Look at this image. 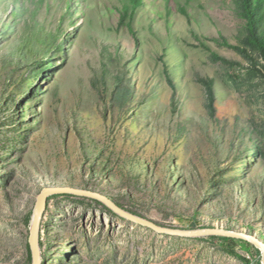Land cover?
Returning <instances> with one entry per match:
<instances>
[{
    "label": "rangeland",
    "instance_id": "obj_1",
    "mask_svg": "<svg viewBox=\"0 0 264 264\" xmlns=\"http://www.w3.org/2000/svg\"><path fill=\"white\" fill-rule=\"evenodd\" d=\"M170 2L137 14L135 36L112 4L0 0V264H33L49 186L101 192L166 227L264 241V59L240 0H202L191 21L166 20ZM218 237L162 234L59 193L42 264H246Z\"/></svg>",
    "mask_w": 264,
    "mask_h": 264
},
{
    "label": "trees",
    "instance_id": "obj_2",
    "mask_svg": "<svg viewBox=\"0 0 264 264\" xmlns=\"http://www.w3.org/2000/svg\"><path fill=\"white\" fill-rule=\"evenodd\" d=\"M86 1L88 2V0ZM158 2L159 0H90V4L88 3V6H110V4H112L114 10L119 13L121 24L128 26L131 32L137 36L136 30L133 26L135 17L137 14H140L145 17V19H151V16L149 15L151 10L149 8L151 6H154L155 8ZM201 2L202 0H171L169 4L170 8L161 3H159V6L168 17L166 20L172 21L173 14L178 13L191 21L193 18L192 11L194 7L199 5ZM240 2L242 5L241 15L246 20V25L250 35L249 40L259 48V53L264 59V21H262L264 17L260 14V12L258 13V11L262 9L264 10V0H240ZM66 3L68 9L71 6V0H66ZM160 19H163V15ZM166 22L171 24L170 21ZM223 43L225 45L232 46V44H230L227 40H224ZM200 45L210 51L216 59L225 60V57H222L216 51H213L206 42L200 40ZM218 238L222 241V245L228 253L240 257L246 264H262V258L260 257L261 251L252 243L233 237L219 236ZM238 246L245 248L248 251V254L253 256L254 259L240 255L236 249ZM252 248H254L255 251Z\"/></svg>",
    "mask_w": 264,
    "mask_h": 264
},
{
    "label": "water",
    "instance_id": "obj_3",
    "mask_svg": "<svg viewBox=\"0 0 264 264\" xmlns=\"http://www.w3.org/2000/svg\"><path fill=\"white\" fill-rule=\"evenodd\" d=\"M59 193H73L81 196L91 197L102 201L119 215L145 227L151 228L162 234L177 235V236H202V235H219L233 238L244 239L254 244L260 251L263 257L262 264H264V241L246 233H240L232 230L217 229V228H201L193 230L176 229L160 225L154 220L135 214L124 207L117 204L105 194L82 188L74 187H45L39 194L36 202L35 213L32 220L31 234H30V248L32 252L33 264H42V249H41V226L44 213L47 208L48 198Z\"/></svg>",
    "mask_w": 264,
    "mask_h": 264
},
{
    "label": "bare ground",
    "instance_id": "obj_4",
    "mask_svg": "<svg viewBox=\"0 0 264 264\" xmlns=\"http://www.w3.org/2000/svg\"><path fill=\"white\" fill-rule=\"evenodd\" d=\"M244 240V239H243Z\"/></svg>",
    "mask_w": 264,
    "mask_h": 264
}]
</instances>
